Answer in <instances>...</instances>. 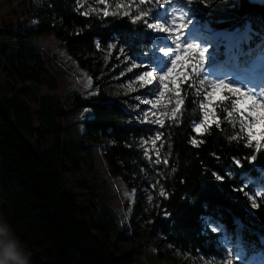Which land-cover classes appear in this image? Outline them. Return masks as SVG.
Returning a JSON list of instances; mask_svg holds the SVG:
<instances>
[{"label": "trees", "instance_id": "1", "mask_svg": "<svg viewBox=\"0 0 264 264\" xmlns=\"http://www.w3.org/2000/svg\"><path fill=\"white\" fill-rule=\"evenodd\" d=\"M94 3L38 0L37 10L23 27H0V48L9 49L6 54L2 50L0 58L3 55L18 77L28 82L18 89L6 83L9 95L0 88V224L26 250L30 264H131L140 244L126 249L124 243L129 238L125 229L110 237L105 217L78 204L76 193L63 180V173L72 174L76 168L84 175L92 173L93 147L100 146L110 176L135 191L128 219L130 240L153 241L159 260L175 263L173 255L186 260H220L226 252L224 239L242 254L240 261L264 259V196L255 197L257 190L264 195V157L240 167L233 164L232 157L243 158L249 150L242 146L244 140L231 139L234 129L226 120L221 130L213 127L203 136L196 134L193 126L202 120V114L199 98L193 103L194 92H182L187 98L179 126L162 130L166 140L160 151L168 159L167 165L150 164L143 156L140 138L148 135L152 126L137 123L133 111L108 100L100 91L87 99L73 92L74 108H87L88 118L77 139L63 141L64 126L57 119L66 116L64 108L58 102L54 109L50 96L38 97L36 93L47 77L53 89L56 81L31 40L53 37L92 79L93 90L107 78L111 63V57L104 59L106 49L94 47L96 41L111 42L112 37H119L118 43L126 46L129 54L141 58L144 52L153 51L143 31H133L123 19L108 18L110 25H102L94 13L89 17L78 14L93 8ZM209 3L210 7L197 8L196 18L211 32L248 28L252 42L245 52L264 44V0ZM212 51L223 58L221 48ZM29 100L38 106L36 126L28 111ZM193 139L197 146L191 144ZM40 144L49 146L42 152ZM210 170L226 178L218 181ZM248 180L253 183L247 185ZM82 184L88 185L96 207L101 204L95 187L87 180ZM161 188L167 199L160 195ZM249 197L258 201L257 209ZM95 204L90 203L91 207ZM104 209L100 207L99 212L108 213ZM165 247L168 250L161 251Z\"/></svg>", "mask_w": 264, "mask_h": 264}, {"label": "snow or ice", "instance_id": "2", "mask_svg": "<svg viewBox=\"0 0 264 264\" xmlns=\"http://www.w3.org/2000/svg\"><path fill=\"white\" fill-rule=\"evenodd\" d=\"M179 3L181 7L178 8L175 0H113L111 4L109 0H98L101 8H89L78 14L89 17L90 13H94L102 25H110L111 21L123 19L132 26L133 31L142 30L149 41H163L159 46L153 45L154 52H144L142 58L129 54L127 47L118 43L119 37H112L111 42L96 41L94 44L96 49H106V61L113 57L114 50L118 53L113 57L114 60L123 58L126 61L124 68L131 74L127 76L126 94L133 93L131 100L134 101L129 111L135 112L138 123L152 126L148 130L149 134L140 138L144 145L145 160L150 164L154 162L155 165L169 163L160 151L166 140L162 130L167 126H179L187 98L182 92H194L193 103L199 98L202 121L193 130L203 136L213 127L221 130L222 122L226 120L234 129L231 139L244 140L242 146L249 150L243 158L232 157L233 164L237 167L244 162L251 164L264 157V87L260 88L258 96L257 91L251 87L242 89L222 79L209 80L204 71L205 54L209 52V47L196 41L215 40L225 44L226 59L218 70L231 66L234 71L247 76L258 75L264 81V62L259 66L253 64L242 67V53L239 51L237 38L225 33H212L206 23L196 18L197 8L211 6L209 0H179ZM207 58L215 59L214 56ZM123 73L124 69L121 70V75ZM87 86L92 88L91 78L88 79ZM190 142L197 146V140ZM210 172L218 181L226 178L214 170ZM160 195L165 196L163 188ZM261 196L264 195L258 193L255 197ZM249 198L253 209H257L260 206L258 201L254 197ZM148 199L151 200L152 197L149 196ZM161 208L166 216L168 213L165 206L161 205Z\"/></svg>", "mask_w": 264, "mask_h": 264}, {"label": "rangeland", "instance_id": "3", "mask_svg": "<svg viewBox=\"0 0 264 264\" xmlns=\"http://www.w3.org/2000/svg\"><path fill=\"white\" fill-rule=\"evenodd\" d=\"M93 5L98 8L102 7L98 4V0H95ZM175 6L178 8L181 7L179 0H175ZM36 7H38V0H0L1 29L4 27L7 28L8 26L16 29L23 27L26 19H28L30 15H33L37 10ZM225 34L237 38L240 44L239 51L242 53L240 58L241 60H244L242 67H249L253 64L259 66L264 62V44L256 47L250 54L244 52L249 51L248 47H250L252 42L248 28H245L242 31ZM2 41L3 36L0 35V43ZM148 42V48H153L152 52H154L153 45L159 46L163 41L157 39L153 41L148 40ZM196 42L200 43L202 46L207 45L209 47V52L205 54L206 60L204 63V71L205 74L208 75L209 80L222 79L232 85L240 86L242 89L251 87L257 91V95L259 96V90L261 87H264V81H261V85L257 87L254 81L258 82L261 80L258 75L247 76L238 71H234L231 66H224L223 70H218L220 66L224 64L226 56L224 55L222 59H219L213 54L212 48H219L221 45L225 51L224 43L215 40L206 42L203 39H198ZM31 44L38 49L45 68L50 76L56 81V87L53 89L51 82L47 77L46 81L40 85V88L36 93L38 97H41L42 95L50 96L54 101V104H52L54 109L59 107V104L61 108H64L66 116L57 119V122L64 126L63 141H65L66 138L77 139L83 131L82 124L84 120L88 118L89 110L87 108H74L72 98L73 92H77L87 99L92 97L97 91H100L107 96L108 100L116 102L121 106L126 105L124 107L127 110H129L131 104L134 103V101L131 100L133 93L127 92L126 94V86L128 84L127 76L131 74L127 73L124 68L126 61L123 58L119 61L113 59L114 56L118 55L115 50L113 51V57H111L107 78L100 80L96 89L93 90L87 86V81L89 79L88 76L78 68L76 63L67 55L66 51L59 46V43L53 37L44 36L33 38ZM2 50L5 51V54L9 52L8 48H0L1 53L3 52ZM209 56H214L215 59H208L207 57ZM5 58H7V56ZM10 67L11 66L5 62L4 56L2 55L0 58V88L2 91L5 90L4 93L6 95L10 94L7 84L11 85L14 89H18L21 85H28V82L19 78L17 73ZM122 69H124L123 75H121ZM114 71L117 72L114 74ZM121 81H123V83H121ZM133 86H135V84H133ZM26 103L28 111L33 115V123L36 126L38 106L34 104L32 100L26 101ZM196 124L197 123H195V125ZM195 125L193 126V129ZM195 133L198 134L197 132ZM48 146L49 144H40L39 148L44 152L47 150ZM93 159L94 171L92 173H85L84 175L83 170L76 168L75 172L72 174L67 172L63 173L64 183L67 188L76 193L75 199L78 204L87 207L91 213H97L98 211L99 215L105 217L104 220L110 225V237L114 238L116 233L125 229L123 233L126 238H129V241L127 240V243H124V247L129 249L131 245L140 244L141 248L133 255L131 264H264V259L261 257H248L245 261H240L242 254L238 251H234L232 246L229 245L225 239L223 245L226 252L222 254V259L220 260H206L202 258L186 260L185 258L176 255L172 256L177 261L175 263L168 259L164 261L159 260L153 241H146L144 239L139 241L134 239L130 240L128 219L131 214L135 191L127 189L119 179L110 176L103 160L100 146L93 147ZM83 180H87L89 184L95 187L96 193L100 198L104 199H101L100 201L102 205L98 204L96 207L95 199L88 189V185L86 186L85 184H82ZM251 183H253L251 180L246 182L247 185ZM258 193H262V191L257 190V194ZM90 203L95 204V207H91ZM102 206L103 208L105 207L104 210L108 213H102V211L99 212V209ZM167 250L168 248L166 247L161 249V251Z\"/></svg>", "mask_w": 264, "mask_h": 264}, {"label": "clouds", "instance_id": "4", "mask_svg": "<svg viewBox=\"0 0 264 264\" xmlns=\"http://www.w3.org/2000/svg\"><path fill=\"white\" fill-rule=\"evenodd\" d=\"M0 264H30V256L20 243L0 224Z\"/></svg>", "mask_w": 264, "mask_h": 264}, {"label": "bare ground", "instance_id": "5", "mask_svg": "<svg viewBox=\"0 0 264 264\" xmlns=\"http://www.w3.org/2000/svg\"><path fill=\"white\" fill-rule=\"evenodd\" d=\"M250 53H252V51L247 52V54H250ZM247 54H246V55H247ZM259 78H260V77H259ZM260 82H261V80L258 81V83H260Z\"/></svg>", "mask_w": 264, "mask_h": 264}]
</instances>
